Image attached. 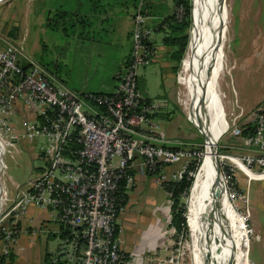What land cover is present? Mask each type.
Returning a JSON list of instances; mask_svg holds the SVG:
<instances>
[{
    "label": "built area",
    "instance_id": "2783aa9c",
    "mask_svg": "<svg viewBox=\"0 0 264 264\" xmlns=\"http://www.w3.org/2000/svg\"><path fill=\"white\" fill-rule=\"evenodd\" d=\"M143 3L140 0L134 8L130 59L111 94L75 92L55 82L35 62H30L23 72L18 63V49L11 45L0 47V138L5 137V144L23 138H43L44 147L38 155L45 159L41 170L25 187L15 185V195L0 211L3 255L12 250L22 232L20 218L34 207L50 210L59 226L58 243L50 251L49 264H180L182 261L184 235L173 227L166 235L170 240L168 246H158L168 248L169 253L164 256L155 250H126L119 237L118 218L126 205L122 196L135 185L136 177L151 175L156 187L166 193L168 181L178 182L185 175L193 176L189 168L202 153L197 148L170 145L157 118L164 103L144 98L138 88L137 68L147 64L155 52L149 43L153 33L148 23L151 17ZM174 12L180 20L183 8L178 6ZM17 103L32 114V119L21 121V134L14 130ZM254 119V132L245 141L261 153L237 159L248 170L261 173L264 172V102L254 111ZM226 131L230 135L240 132L234 122ZM253 166L259 170L254 171ZM239 171L248 182L250 177ZM227 174H224L226 183L235 187L237 176ZM242 195L239 192L246 204ZM170 206L168 199L167 224Z\"/></svg>",
    "mask_w": 264,
    "mask_h": 264
},
{
    "label": "rangeland",
    "instance_id": "374dc122",
    "mask_svg": "<svg viewBox=\"0 0 264 264\" xmlns=\"http://www.w3.org/2000/svg\"><path fill=\"white\" fill-rule=\"evenodd\" d=\"M189 1L191 4V0ZM127 6L128 8H124L123 5L116 3V5L111 8L115 17L111 18L110 23L119 21L121 18L118 17L122 16L124 9H132V6ZM64 8L77 9L83 13H99L102 10L101 6L93 10L89 0H2L0 2V45H6L5 47L11 45L17 48L19 54L22 53L45 67L47 69L45 70L48 71L50 75L55 74L57 78L63 80L66 85L70 89H74L73 91L75 92L94 89H101L103 91L108 90L111 84L114 83L113 75L116 73L115 71L117 69H120L119 64L123 59L121 55L123 51V47L120 45L121 43H111L112 41L108 40L109 34L105 32L100 35L101 40H98L97 43L86 42L83 48H77L76 46H78V44L75 43L77 37L71 34L66 26V31L52 29L47 26L48 21L51 24H57L59 19L56 11ZM217 12V28L219 29L222 25L226 35L223 46L219 48V52L223 59V74L220 79V88L223 93L224 133L217 142L218 162L222 174L224 173L227 176V173L231 172L237 176L240 175L241 172L230 160L226 159L228 156L236 157L241 160L251 158L261 153L255 147L247 145L245 137L247 130L252 128L254 132V111L264 102V99L250 109H245L244 106L249 104L255 95H257L256 91L258 88H255L258 87L257 81L264 75V68L257 71V67H259L260 63L264 64V0H221ZM153 20L154 19L149 20L148 23L150 26H152ZM190 28L191 18L190 24L185 30L188 39L187 47L177 65L176 71L172 73L175 80L173 89L174 95L172 101L170 99L168 100L169 103L167 108L172 112V114H170L171 118L161 122V125L167 136L171 138V146L181 145L189 148H198L202 152L204 149L205 137L194 125H192L183 104L186 97L182 78L186 69L185 55L190 42ZM246 32L247 34H251V36L256 32H261V34H263L262 38H258L255 41L254 38L251 40L253 43L251 44V50L253 48L255 49V52L252 53L255 54L254 59L251 58V52L249 53L251 50L248 52L237 51L239 44L244 40L243 36H245ZM131 34L132 31H130L129 35V54L125 63L123 62L122 71L118 76L123 74L130 59L132 49ZM162 36V32L154 34L157 44H160ZM117 39H120L119 36H117ZM245 45L246 44H244V47ZM80 54L92 55V57L88 58V62H82L77 57ZM18 58H21V55ZM256 58L260 61L255 60ZM20 62L21 61L18 59L19 65H21ZM245 64L247 67L243 66ZM145 65L146 64L139 65L137 68L138 88L143 96L150 98L154 102L160 103L162 99H165L163 94L167 89L164 91L161 87L157 65L151 64L148 67ZM244 72L247 73L245 74ZM258 73L261 74V76H258ZM243 74H245L246 77ZM230 79H233L234 82L228 86L227 82H229ZM252 83L254 85H252ZM87 85L91 88H86L85 86ZM100 85L102 88H100ZM233 90L235 93H232ZM230 100H232V102H230ZM163 109L165 110L164 107ZM233 122L235 126L239 128L240 132L230 135V133L228 131L225 132V130L228 126L230 127ZM5 142V137L0 138V144L3 146L2 149L4 151L2 159L5 166L3 169L0 165V184L4 198L1 210L4 203L16 193V188L12 181L25 187L27 181L34 177L37 174V169L45 163V159L42 156H36V153L41 151V148L44 147L43 138H23L12 147L5 145ZM201 157L200 155L198 165ZM0 162L2 164L1 159ZM253 169L254 171L259 170L257 166H253ZM223 179L229 196L231 212L236 217L242 219L239 223L238 231L240 232V230H242L245 233V240L248 247L247 259H249L252 264H255L253 262H259L261 251L258 244L259 240L254 237L253 233L247 234L246 232L247 226L249 227L246 204L239 197L237 186L233 187L229 183H226L225 178ZM152 182L156 186L153 178ZM254 184L256 183L253 182V186ZM160 194L162 197L159 201L160 203L163 201V207H165L167 197L162 192ZM130 195V201L133 203L136 198L133 197L132 194ZM232 195H234V197ZM188 196L189 194L181 199L185 207L183 216L186 222V233L182 231L185 245L183 247V259L180 264H193L188 238ZM140 197H143V195ZM255 197L252 190L248 195V205H253ZM132 203H130V211L138 207L137 202L134 204ZM138 208L140 209L141 207L139 206ZM166 209H163L165 213ZM37 214L35 210L33 213L34 219L30 222L33 243L39 239L42 244L43 240L47 239V248H55L54 246L57 245L58 239H55L52 232H50L52 229L50 225L51 221L46 219L40 220ZM36 219L39 220L38 224L33 223ZM246 235L248 236V242ZM154 250L160 256L165 255V252L163 253L165 248L157 247ZM213 256V264H217L218 255H216V252H213Z\"/></svg>",
    "mask_w": 264,
    "mask_h": 264
},
{
    "label": "crops",
    "instance_id": "0c3cea01",
    "mask_svg": "<svg viewBox=\"0 0 264 264\" xmlns=\"http://www.w3.org/2000/svg\"><path fill=\"white\" fill-rule=\"evenodd\" d=\"M149 1H150L148 7L149 9L146 12L151 17V20L154 19L152 23L153 33L150 37L149 43L152 46V48L155 50V52L145 66L148 67L151 64L157 65L158 74L160 76V81H161V87L163 88L164 91L165 89H167V91L163 94L165 99H162L161 101L162 103H164L163 107L165 108V110L162 107L157 114V118H159V124L165 136L171 142V138L167 136L165 130L161 125V122L169 120L171 118L170 114H172V112L169 111L167 108L169 103L168 100L170 99L172 101L174 95L173 89H174L175 80L172 73H174L173 68L175 65H177V61L175 60L172 54L174 53L176 47L171 45H166L163 43V37L165 36L166 34L165 32H167V30H165L164 27L159 26V22L162 18L172 14L173 11H175V5L172 0H149ZM101 3H102L101 5L104 6H101L102 10L99 13H90V12L83 13L76 9L73 10L69 8H66L65 10H67L68 12L76 13V16L74 17L72 24H75L74 25L75 32L73 35L77 37V41L75 42L78 44V46H76L77 48H83L86 42L97 43L98 40H101L100 35H102L105 32L109 34L108 40L112 41L111 43H121L120 45L121 47H123V51L121 54L123 56V59L119 64L120 69H117L115 71L116 73L113 75L114 83L111 84L108 90H104V91L101 89L87 90V92L89 91L96 93H112L115 91L117 87L118 75L122 71V67L124 65L123 62L125 63L129 54V50H130L129 35L132 28V14L135 7L134 6L132 7L133 10L124 9L122 16L118 17L121 19L116 23L115 22L110 23L111 18L115 17L114 12H112L111 8L114 7L116 3L109 1L107 2L105 0H101ZM127 5L128 4L126 5L123 4L124 8H128ZM86 19L89 25H86L87 22L84 21ZM158 32L163 33V36L160 39V44H157V41L154 38V34ZM117 36H119L120 38L119 40L117 39ZM243 37L244 40L239 44L237 51L248 52L249 50H251V44H253L251 40L254 38L255 41L258 38H262L263 34H261V32H256L253 36H251V34H247L246 32L245 36ZM244 44H246L245 47ZM5 46L0 45V47H5ZM250 52H251V58L254 59L255 54L252 53L255 52V49L253 48L251 51H249V53ZM20 55L21 58H18L19 61L25 60L28 63L35 62L31 58L27 57L22 53L19 54V56ZM77 57L82 62H88V58L92 57V55L80 54ZM255 60L260 61L257 58ZM235 66H236V62H235ZM243 66L245 67L246 64ZM43 68L46 69L45 67ZM263 68H264V64L260 63L259 67H257V71ZM46 72L52 79L54 78L56 82L63 84L64 86L69 88L66 85V83L60 78H57L55 74L50 75L48 71ZM244 73L246 74L247 72ZM245 74L243 75L245 76ZM179 75H178V79H179ZM258 76H261V74H259ZM232 82H234V80L230 79L229 82H227V85L228 86L231 85ZM257 83H258L257 84L258 87H255L258 88L256 91L257 95H255V97L249 104H246L244 106L245 109L246 108L250 109L256 106L264 99V75L259 78ZM252 85L254 84L252 83ZM85 87L91 88L89 87V85ZM100 88H102L101 85ZM233 92L235 93L234 90L232 91V93ZM143 97L149 99L150 101H153L146 96ZM230 102H232V100H230ZM15 110L16 113L14 116V122L17 124L15 125L14 130L17 134H21L23 132V125L21 121L32 119V114L24 111L18 103L15 106ZM16 143L17 142L13 144H5V145L12 147L15 146ZM2 148L3 146L0 144V159L3 164L2 165L0 162V165L4 169L5 166L2 159L4 155V151ZM36 156L39 157L40 155L36 153ZM41 168L42 166L37 169V172L40 171ZM242 170L246 172L248 175H250L249 176L250 179L247 182L245 176L242 173H240V175H237L235 180L236 186L239 192L246 197L247 218H248L249 227L251 228L250 234L253 233L254 237L257 240H259L258 244H259V249L261 251L259 262H253V261L252 262L255 264H264V177L259 178L256 173L253 172L251 173L247 169H242ZM253 182L256 183L254 184V186H253ZM12 183L14 184V187L15 185L18 184L17 182L14 181H12ZM252 190L256 197L253 202V205L250 206L248 205V195ZM160 191L167 197L168 200L167 194L153 184L151 176L138 175L136 177V182L134 187L128 192V199L125 205V209L119 215L118 218V224L120 228L119 237L121 239V245L124 249L142 252L145 250L146 251L154 250L159 245L164 246L165 244H167L166 246H168L170 240H168V237L166 238V235L170 233L171 226L169 227L166 221V216H167L166 214L168 213L167 211L165 213L163 210L164 208L166 209V206L163 207V201H161V203L159 201L160 198L162 197ZM130 194H132L133 197L136 198L134 199L133 203L130 201V197H131ZM142 195L143 197H140ZM136 202H137V206L138 207L140 206L142 209L141 208L139 209L137 207L135 210L130 211V203L134 204ZM35 210L37 211L38 213L37 215L39 216L40 220L46 219L51 221L50 225L52 229L50 230V232H52L55 239H58L59 226L57 221L51 217L50 215L51 211L38 210L37 208L30 207L28 213L24 217L20 218L19 224L20 227L22 228V232L20 233L19 237L17 238V242L14 244L12 248L13 259L10 262V264H46L45 261L47 254L54 249V248H50V249L47 248V239L46 240L44 239L42 244L39 239L33 243L30 222L31 220L34 219L33 213L35 212ZM38 221L39 220L36 219L33 221V223L38 224ZM247 242H248V236H247ZM166 248L165 251H163V253L165 252V254H168L169 251L168 248L167 249Z\"/></svg>",
    "mask_w": 264,
    "mask_h": 264
},
{
    "label": "bare ground",
    "instance_id": "6f19581e",
    "mask_svg": "<svg viewBox=\"0 0 264 264\" xmlns=\"http://www.w3.org/2000/svg\"><path fill=\"white\" fill-rule=\"evenodd\" d=\"M220 3L221 0H191V36L182 78L186 97L183 104L205 141L188 196L189 248L193 264H213V252L218 255L217 264H252L247 259L245 233L238 231L242 219L231 212L224 173L218 162L217 142L224 133L220 88L223 59L219 48L226 36L224 27L218 29L216 25ZM226 159L239 169H247L236 157ZM256 174L264 176V172ZM3 200L0 184V211ZM246 232L250 234L251 230L247 227Z\"/></svg>",
    "mask_w": 264,
    "mask_h": 264
},
{
    "label": "trees",
    "instance_id": "16d2710c",
    "mask_svg": "<svg viewBox=\"0 0 264 264\" xmlns=\"http://www.w3.org/2000/svg\"><path fill=\"white\" fill-rule=\"evenodd\" d=\"M92 6L93 10H96L101 5V0H89ZM109 2H115L120 3V5H130L136 7L140 0H105ZM125 1V2H123ZM175 7L181 6L183 8V15L180 20H177L175 17V12L173 11L172 14L162 18L159 22V26L164 27L167 32H165V36L163 37V43L166 45L175 46L176 49L174 53L172 54L175 60L177 61V65L180 62L182 55L187 47V34L185 30L190 24V18H191V4L189 0H172ZM150 1L144 0L143 8L145 11H147L149 8ZM75 10V9H73ZM77 10V9H76ZM147 13V12H146ZM56 14L58 15L59 21L56 25L51 24L49 21L47 22V26L52 29H61V30H67L65 26L68 28L69 32L71 34H74V25L73 20L76 16L75 12H68L64 9H59L56 11ZM49 20V18H48ZM86 25H89L87 19L84 20ZM22 71L26 72V70L29 68L30 63L26 62L25 60H22L20 62ZM177 65L174 66L173 70L176 71ZM120 79V76H118V81ZM87 91H80L79 93H86ZM89 92V91H88ZM94 94H111V93H96L91 92ZM253 129H249L246 131V136L252 135ZM198 149V148H197ZM198 166V162H194L191 167L189 168L191 172L194 174L196 171V168ZM151 176V175H148ZM152 177V176H151ZM193 182V176H184L180 181L174 182V181H168L165 185V191L168 195V199L171 200V206H170V220H169V226H172L177 231H183L186 233V222L184 219V213H185V207L184 203L181 202V199H183L186 195L189 194L191 185ZM122 185V182H121ZM134 187V186H133ZM131 187L128 192L133 188ZM119 193H123L122 189H120ZM122 203L125 205L127 203L128 199V193H123L122 196ZM2 245V235L0 233V246ZM49 255L50 252L47 254L46 257V264H49ZM13 259V253L12 250L7 254L3 255L0 252V264H10V262Z\"/></svg>",
    "mask_w": 264,
    "mask_h": 264
}]
</instances>
